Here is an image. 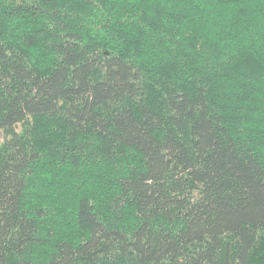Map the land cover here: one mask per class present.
I'll return each mask as SVG.
<instances>
[{
  "label": "trees",
  "instance_id": "obj_1",
  "mask_svg": "<svg viewBox=\"0 0 264 264\" xmlns=\"http://www.w3.org/2000/svg\"><path fill=\"white\" fill-rule=\"evenodd\" d=\"M0 264H264V0H0Z\"/></svg>",
  "mask_w": 264,
  "mask_h": 264
}]
</instances>
